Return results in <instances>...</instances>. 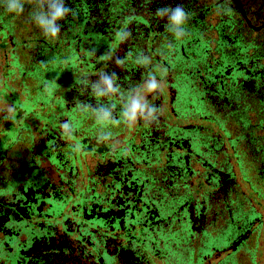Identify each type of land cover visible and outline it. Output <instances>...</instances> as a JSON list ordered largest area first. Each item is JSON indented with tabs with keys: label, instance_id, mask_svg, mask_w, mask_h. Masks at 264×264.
I'll use <instances>...</instances> for the list:
<instances>
[{
	"label": "flooded vegetation",
	"instance_id": "af4514ba",
	"mask_svg": "<svg viewBox=\"0 0 264 264\" xmlns=\"http://www.w3.org/2000/svg\"><path fill=\"white\" fill-rule=\"evenodd\" d=\"M66 3L78 17L56 38L0 9V264L248 261L264 238L240 198H264V0ZM177 4L180 40L154 15Z\"/></svg>",
	"mask_w": 264,
	"mask_h": 264
},
{
	"label": "clouds",
	"instance_id": "9594fccd",
	"mask_svg": "<svg viewBox=\"0 0 264 264\" xmlns=\"http://www.w3.org/2000/svg\"><path fill=\"white\" fill-rule=\"evenodd\" d=\"M26 6H31L26 12ZM0 9L6 13L25 15L27 21H35L43 35L49 38H56L60 35L63 27L62 22L68 17L73 19L78 17L76 8L70 7L66 0H0ZM154 15L166 20L165 31L171 33L176 40H180L187 34L186 25L188 24L190 13L181 4L175 7L165 6L156 9ZM121 41L127 40L130 32L118 33ZM104 59V58H102ZM123 63V61H118ZM108 88L111 91V81H108ZM160 85L153 79L147 85L149 91H155ZM146 104L142 103L141 98H136L130 102L124 115L129 121L135 122L138 117H143ZM108 116H105L107 119Z\"/></svg>",
	"mask_w": 264,
	"mask_h": 264
},
{
	"label": "rangeland",
	"instance_id": "374dc122",
	"mask_svg": "<svg viewBox=\"0 0 264 264\" xmlns=\"http://www.w3.org/2000/svg\"><path fill=\"white\" fill-rule=\"evenodd\" d=\"M52 71H55V70H52ZM45 82L46 81H44V83ZM44 83L41 82V83H38L36 85H33L30 83V96H31L30 99L34 98L35 100L41 101V98H43V95L49 94L50 92L55 91V89L57 88L56 85H51V83L53 84L52 81H51V83L47 81V83H49V84H47L46 86H43ZM47 86H49L50 90H49V88H47ZM35 100L34 101L30 100V108H34L35 104L38 105L37 103H39V102H36ZM41 110H42V108H40V107L36 108L37 112H39ZM206 126L212 127L209 124H206ZM244 168L248 169L249 167L246 166ZM242 178L248 179V181L250 180L251 184L253 185L254 180L251 179V177L249 176V173L244 174V176H242ZM242 188H243V190L241 191V194H240L241 200L246 204L247 207H250V209H252L254 211L257 210L258 213L262 217L261 218L262 221L264 222V198H262L260 196H254L252 194V192L249 191V189L247 190L244 186H242ZM254 217L256 218V215H254ZM258 243H259V245L255 246V249L252 247L251 254L249 255L248 261H246L245 264H264V256L260 253L261 249L263 248L262 245L264 244V238H263V240L258 241ZM258 248L260 249L259 253L257 250Z\"/></svg>",
	"mask_w": 264,
	"mask_h": 264
},
{
	"label": "crops",
	"instance_id": "0c3cea01",
	"mask_svg": "<svg viewBox=\"0 0 264 264\" xmlns=\"http://www.w3.org/2000/svg\"><path fill=\"white\" fill-rule=\"evenodd\" d=\"M92 118L91 117H87V119L83 120V130L85 131V129H89L91 127L92 124ZM246 260L242 259L239 260L236 264H245Z\"/></svg>",
	"mask_w": 264,
	"mask_h": 264
},
{
	"label": "water",
	"instance_id": "95a60500",
	"mask_svg": "<svg viewBox=\"0 0 264 264\" xmlns=\"http://www.w3.org/2000/svg\"><path fill=\"white\" fill-rule=\"evenodd\" d=\"M193 187L196 189V187H197L196 183L193 184ZM191 190H192V188H191ZM212 259H213V257H212Z\"/></svg>",
	"mask_w": 264,
	"mask_h": 264
}]
</instances>
